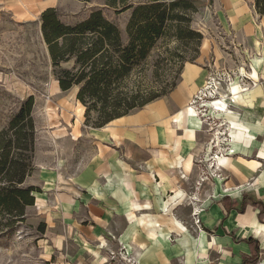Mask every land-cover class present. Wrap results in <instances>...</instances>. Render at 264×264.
Instances as JSON below:
<instances>
[{"label":"crops","instance_id":"1","mask_svg":"<svg viewBox=\"0 0 264 264\" xmlns=\"http://www.w3.org/2000/svg\"><path fill=\"white\" fill-rule=\"evenodd\" d=\"M204 76L198 65L190 64L167 95L111 121L109 124L117 122L119 130L131 124L139 130L98 132L99 138L106 134L114 144V136H121L120 147L98 148L84 172L77 173L72 187L64 192H57L63 188H59L56 171L45 170L43 184L47 186L41 194L46 198H37L38 203L46 208L44 214L49 212V196H54L55 210L60 202L71 203L70 209L47 220L53 225L52 236L75 239L72 247L80 264L98 261L95 254H102V250L107 254L118 241L140 264H180L181 258L182 264H243L253 253L248 240H255V247L259 237L264 241L260 217L264 214V101L257 104L259 91L252 93L240 84L236 102L230 99L234 93L225 90L231 109L239 117L229 120L222 112L219 117L228 126L225 135L235 153L211 157L213 143L220 145L222 131L210 134L214 142H199L200 133L206 132L205 121L193 120L196 109L190 103L186 106L203 85ZM236 124L233 136L230 131ZM180 142H185L184 148H179ZM198 146L207 155L211 175L202 179L199 192H195ZM194 210L201 215L200 231L190 228ZM55 221L60 223L58 229ZM174 234L177 238L171 241ZM69 251L72 248L66 246L65 252Z\"/></svg>","mask_w":264,"mask_h":264},{"label":"rangeland","instance_id":"2","mask_svg":"<svg viewBox=\"0 0 264 264\" xmlns=\"http://www.w3.org/2000/svg\"><path fill=\"white\" fill-rule=\"evenodd\" d=\"M145 1L147 0H131L135 4ZM195 2L198 10L192 14L191 25L203 35L200 46L197 47L196 41L189 37L182 40L174 37L161 38L146 63L147 71L143 80L145 90L160 93L161 97L167 95L179 82L183 69L196 64L205 74L198 92L205 90L207 82L215 80L219 91H224L223 94L226 89L240 84L246 89L250 88L252 93L259 91L257 104L264 101V15L256 11L255 0ZM49 7H56L61 19L67 23L81 21L94 10L101 9L107 18L120 27L124 41L127 43L129 40L126 29L132 10L118 12L106 4L105 0H0V132L9 126L23 101L33 95V117L36 124L35 168L28 176L27 183L40 190L35 192V203L27 207L24 221L18 222L12 230H2L0 227V264H80L76 259L75 248L72 247L76 243L75 239L52 236L50 231L53 225L47 220V217L51 218L55 213L62 214L66 208L70 209L71 203L60 202L59 209L55 210V205L52 204L54 196H49V212L46 214L43 213L46 208L41 207L43 203H38L37 198H46L41 194L47 186L43 184L45 170L56 171L59 188H63L57 192H64L66 188L72 187L71 183L76 181L77 173L84 172L98 148H105L107 145L120 147L121 136H114V144L106 134L105 138H99L98 132L118 134L120 131L131 133L139 130L134 124L119 130L116 128L117 122L103 129L87 124L86 108L77 99L78 87L67 91L60 88L41 29V13ZM196 94L188 99L186 106L195 99ZM200 95L203 99H196L194 108L198 117L205 121L206 132L200 133L204 138L202 136L199 142H214L215 139L210 134L222 131L220 145L213 143L215 148L211 157L215 158L217 154L228 156L232 148L225 135L228 126L223 125L225 122L219 115L222 112L227 117L224 111L226 109L235 113L230 107L231 103L222 95L204 102L209 97ZM230 99L236 102L240 98L235 94ZM184 143L180 142V149L184 148ZM199 146L194 159L199 180L192 189L195 192H199L202 179L211 175L207 168V155ZM215 174L219 175V172ZM67 190L74 192L72 188ZM188 195L194 196L191 192ZM79 211L88 212L87 209ZM194 212L196 211L193 214ZM197 213L192 216L191 223L189 222L192 226L189 224V227L200 231L202 221L200 212ZM184 214L186 216L187 212ZM262 216L264 222V214ZM180 219L183 223L182 217ZM55 222L58 229L60 223ZM176 238L177 235H172L171 241ZM99 245L104 246L102 242ZM66 246L72 248V251L65 252ZM122 247L118 241L116 247L109 248L115 255L109 252L105 254L102 250V254H95L98 261L94 260V263L89 264H140L130 261L133 254H128L126 248L121 250ZM256 250V259L252 253L247 258H252L247 264H264V241L261 237Z\"/></svg>","mask_w":264,"mask_h":264},{"label":"trees","instance_id":"3","mask_svg":"<svg viewBox=\"0 0 264 264\" xmlns=\"http://www.w3.org/2000/svg\"><path fill=\"white\" fill-rule=\"evenodd\" d=\"M105 1L118 12L132 10L126 29L127 43L117 23L101 9L76 23L64 22L56 7L45 9L40 17L60 88L67 91L78 87L77 99L86 108V123L98 128L161 97L155 91L147 92L143 83L147 60L161 38L189 37L197 47L203 38L191 25L192 14L198 10L195 0H147L136 4L131 0ZM255 8L264 15V0H255ZM34 105L31 95L23 101L9 126L0 132L2 230H12L24 221L27 207L35 203V192L40 191L27 183L35 168ZM262 215L261 212V219ZM248 242L256 259L255 240ZM249 259L243 264L252 258Z\"/></svg>","mask_w":264,"mask_h":264},{"label":"bare ground","instance_id":"4","mask_svg":"<svg viewBox=\"0 0 264 264\" xmlns=\"http://www.w3.org/2000/svg\"><path fill=\"white\" fill-rule=\"evenodd\" d=\"M216 83V81L214 80L213 82H207V84H206V88H205V90L204 91H202V94H205L206 95V97H209V99L208 100H203L204 102H206V101H210V100H213L214 98H218V97H220V95H222L224 98H228V96L229 95H226V94H223V92H221V91H219V86H218V83L217 84H215ZM214 87V88H213ZM238 86H234V87H230L229 89H228V91H229V93H234V95H235V92L238 90ZM206 90H209V92L207 91L206 92ZM226 93V92H225ZM203 99L202 97H201V95L199 94V96H198V98L197 99ZM238 100V99H237ZM195 104H196V100L194 99V100H192V102L190 103V107H195L196 108V106H195ZM206 106H207V104H206ZM225 111V113H226V115L229 117V118H231L232 116H234V117H239L236 113H233V112H231V111H229V110H224ZM191 118L193 119V120H196V121H198V122H200L201 120H200V118L198 117V115H197V112L195 111V113H193L192 114V116H191ZM235 126H239V125H234L232 128V131H231V134L234 136L235 135V132H236V127ZM229 153H235V147L234 148H230V152ZM219 154H217L215 157H217V158H219ZM135 262H137V263H139L138 262V260H136L135 259Z\"/></svg>","mask_w":264,"mask_h":264},{"label":"built area","instance_id":"5","mask_svg":"<svg viewBox=\"0 0 264 264\" xmlns=\"http://www.w3.org/2000/svg\"><path fill=\"white\" fill-rule=\"evenodd\" d=\"M209 82H210V81H209ZM199 94H202V91H199L198 94L195 95V100L198 98ZM123 249H125L124 246L122 247L121 250H123ZM108 252H109L110 254H112V255H115V252H114L112 249H109V248H108ZM120 253H121V252H120ZM121 254H122V253H121ZM131 260H133V261L135 262V259H134L133 256L130 257V261H131ZM135 263H137V262H135Z\"/></svg>","mask_w":264,"mask_h":264}]
</instances>
